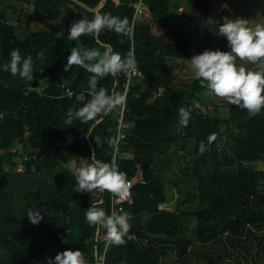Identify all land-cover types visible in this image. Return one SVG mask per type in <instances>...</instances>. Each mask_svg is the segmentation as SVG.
<instances>
[{
  "label": "trees",
  "instance_id": "16d2710c",
  "mask_svg": "<svg viewBox=\"0 0 264 264\" xmlns=\"http://www.w3.org/2000/svg\"><path fill=\"white\" fill-rule=\"evenodd\" d=\"M5 1L15 3L10 6L14 22L1 7ZM5 1H0V264H48L47 257L68 249L84 252L89 264H96L95 254L104 250L105 242L86 222V210L95 198L73 191L76 181L71 174L82 161V151L89 162L93 153L111 162L114 150L107 143L96 145L95 137L104 141L117 136L119 116L104 117L91 132V122L64 123L69 107L78 108L90 99L91 73L76 66L64 71L70 50L100 48L101 43L122 55L133 52L137 60L140 73L133 78L124 111L126 124L134 121L135 127L126 128L127 144L121 150L134 153L132 158L121 154L116 161L129 180L142 173L131 189V202L123 206L131 214L133 239L120 247L112 244L105 264H264V110L250 116L231 105L224 115L218 105L211 106L209 91L199 80L193 78L182 87L174 67L205 50L230 51L227 39L218 35L224 21L209 18L211 1L233 0H182L181 12V0H145L150 15L141 16L133 40L105 30L99 43L91 36L71 41L69 30L56 43L55 30H28L31 6L50 23L62 6L73 14L67 7L72 1ZM80 1L94 8L101 0ZM135 1L107 0L100 12L128 17L131 23ZM75 6L93 19L94 12ZM231 18L247 19L253 27L262 24L255 16ZM153 24L165 28L166 34L154 32ZM14 49L32 56L31 81L3 70ZM113 80L101 79L97 87L111 92ZM125 81L122 74L115 90L122 92ZM63 83L75 91L73 98L63 96ZM197 101L198 109L193 107ZM181 107L191 111V118L178 131ZM213 133L217 138L208 144ZM202 141L208 149L203 154ZM179 151L180 172L170 179L166 166ZM257 161L263 168L252 165ZM183 176L189 181L179 186ZM168 184L182 196L172 211L160 208L168 200ZM98 197L110 214L111 194ZM30 209L42 213L39 224L30 222Z\"/></svg>",
  "mask_w": 264,
  "mask_h": 264
},
{
  "label": "clouds",
  "instance_id": "9594fccd",
  "mask_svg": "<svg viewBox=\"0 0 264 264\" xmlns=\"http://www.w3.org/2000/svg\"><path fill=\"white\" fill-rule=\"evenodd\" d=\"M130 29L128 17L109 13L94 12L93 19L87 17L74 22L69 30L68 39L76 41L82 36H91L99 43V37L105 30L118 35H127ZM60 34L57 33V36ZM218 35L225 37L230 51L205 50L201 54L191 57L189 61L194 77L200 81L201 87L206 88L215 97L225 100L228 104L246 110L250 116H256L264 110V24L249 26V20L244 18L225 17L219 26ZM67 57L64 71H70L73 66L91 73L89 77L88 95L90 99L80 107H69L64 123L71 126L79 120L82 124H89V132L102 122L106 116L117 115L123 117L127 102V90L123 93L115 90L119 77L129 76L137 71V60L133 52L122 55L110 44L101 43L100 48L72 47ZM43 58V53L38 54ZM255 65L258 70H251L246 65ZM4 71H10L13 76L31 81L33 79V58L24 57L18 49L10 53V62L3 65ZM108 76L114 78V87L108 89L100 87L98 83ZM72 95V93H68ZM62 99V97L58 98ZM194 108H200L199 102H193ZM179 124L181 131L186 128L191 118V111L179 108ZM126 127L134 128L135 122H129ZM90 136V135H89ZM216 134L208 137V144L216 140ZM121 135L111 136L102 141L95 137L96 145L107 143L114 150L111 162L96 158L93 153L88 159H82L78 167H74L72 176L75 178L73 191L87 193L95 198V202L86 210V222L95 228L97 234L101 229L106 230L107 239L111 244L120 247L133 239L130 235L131 214L116 205L126 200L133 187L127 173L119 169L115 151L118 149ZM71 142V138L69 139ZM207 146L202 141L199 151L203 154ZM98 193H110L113 196L112 209L109 212L102 206L104 201ZM27 217L34 225L43 220L39 210H29ZM127 237V239H126ZM96 264H103L102 257L95 254ZM48 264H89L84 252L80 250H65L50 258Z\"/></svg>",
  "mask_w": 264,
  "mask_h": 264
},
{
  "label": "rangeland",
  "instance_id": "374dc122",
  "mask_svg": "<svg viewBox=\"0 0 264 264\" xmlns=\"http://www.w3.org/2000/svg\"><path fill=\"white\" fill-rule=\"evenodd\" d=\"M5 1V0H4ZM15 3L11 1H5L1 4V7L3 10H5L6 18L14 22L13 15L11 14L10 6H13ZM229 8H226L223 6V3H218L215 1L210 2V7L212 9V12L210 14V20L217 22V21H224L225 17L231 18L232 14H239L243 16H255L261 19L262 24H264V0H233L231 3L228 4ZM27 4H23V8H27ZM9 11V12H8ZM31 15H36V9H34L32 6L29 8ZM158 31V30H157ZM190 59H184L177 61L176 64H174L175 71L178 74V81L179 84L182 87H186L190 80H192L194 77V74L191 70L189 61ZM251 70H258L255 65L248 64L246 65ZM209 101H213V104L211 105L213 108L215 105H218L220 111L222 114H227L229 111V107L231 104H228L225 100H221L220 98L215 97L213 94L209 92ZM180 154H182V151H179V153L174 157L172 162L166 166V172L169 175L170 179H173V173H179L180 169L178 168V160L180 157ZM253 166H257V169L263 168L262 161H257L255 163H252ZM189 181V178L186 176H183L182 180L180 181L179 186H183L185 182ZM167 194H168V200L164 204H161L160 208L165 211H172L175 210V207L178 203V198H182L181 194L178 192V189L174 184H168L167 185ZM189 204V203H187Z\"/></svg>",
  "mask_w": 264,
  "mask_h": 264
},
{
  "label": "built area",
  "instance_id": "2783aa9c",
  "mask_svg": "<svg viewBox=\"0 0 264 264\" xmlns=\"http://www.w3.org/2000/svg\"><path fill=\"white\" fill-rule=\"evenodd\" d=\"M135 12H134V16H133V20L130 23V29L127 35H125L126 37H128L129 39L133 40L134 37V28L136 26V24L138 23V21L141 19V16L143 14H145L146 17H149L150 15V9L146 3L145 0H136L133 3ZM140 73L138 67H137V71L134 74H131L130 77L129 76H125L126 81L124 83V88L122 93L127 90V98L129 93L131 92V86L133 85V78L136 77L138 74ZM62 88L64 89V93L63 96L67 97V98H73L75 96V91L73 89H71V87H69L68 85H66L65 83L62 84ZM72 93V95H68V93ZM157 95H160V93H157ZM126 122L124 121V115L122 118H118V125H117V135H121L122 139L120 140V143L118 145V149L115 151V157L117 160V157L119 155L122 154L121 150L124 148V146H126L127 144V133H126ZM79 141H80V145L84 148L86 147V136L84 133H82L79 136ZM81 159H88L85 156V151H82V157ZM89 160V159H88ZM142 178V173L141 171H139L135 178H133L132 180H130L132 182V184L134 185V183L138 182L140 179ZM132 189V188H131ZM112 200H113V196L111 195V200H110V212L112 209ZM132 200V190H130V195L128 196V198L126 200L121 201V203L116 205L117 209L123 208L124 204L127 202H131ZM98 238L102 239L105 242L104 245V250L101 254H99L100 257H102L103 260V264H105L106 261V254L107 251L111 248L112 244L110 243V241L107 239L106 236V230L104 229L103 233H99L98 234ZM60 253V252H59ZM50 258H54V257H47V261H49Z\"/></svg>",
  "mask_w": 264,
  "mask_h": 264
},
{
  "label": "water",
  "instance_id": "95a60500",
  "mask_svg": "<svg viewBox=\"0 0 264 264\" xmlns=\"http://www.w3.org/2000/svg\"><path fill=\"white\" fill-rule=\"evenodd\" d=\"M3 1V0H0ZM32 2L34 0H31ZM72 1L73 4L68 3L67 7H70L74 10L73 14L69 16L66 11V7L62 6L60 7L57 12L55 13L53 20L49 23L46 19H43L41 15H33L27 20V28L31 32H39L42 30H45L47 28H50L52 30L56 31V38L55 42L58 43L63 36V34L67 31L70 30L71 25L74 22H77L81 20L82 18L85 17V14L79 13V10L76 8L75 4L85 8L86 10L90 12H95V11H100L103 6L105 5V2L107 0H101L99 4L96 7H90L84 2L80 0H69ZM223 6L226 8H229L228 3L224 2ZM57 33L60 35L57 36Z\"/></svg>",
  "mask_w": 264,
  "mask_h": 264
},
{
  "label": "crops",
  "instance_id": "0c3cea01",
  "mask_svg": "<svg viewBox=\"0 0 264 264\" xmlns=\"http://www.w3.org/2000/svg\"><path fill=\"white\" fill-rule=\"evenodd\" d=\"M179 7H177V12H181L183 10V7H184V3L182 2V0L179 2ZM153 30L154 32L158 33V34H161V35H164L166 34V30L165 28H163L162 26H158L157 24H153ZM158 30V31H157ZM133 153L134 151H125L124 153H122V156L123 157H126V158H132L133 157ZM169 261H171V258L168 259Z\"/></svg>",
  "mask_w": 264,
  "mask_h": 264
},
{
  "label": "flooded vegetation",
  "instance_id": "af4514ba",
  "mask_svg": "<svg viewBox=\"0 0 264 264\" xmlns=\"http://www.w3.org/2000/svg\"><path fill=\"white\" fill-rule=\"evenodd\" d=\"M71 16V15H70ZM26 26H27V24H26Z\"/></svg>",
  "mask_w": 264,
  "mask_h": 264
}]
</instances>
